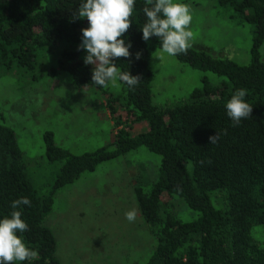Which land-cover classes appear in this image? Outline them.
Wrapping results in <instances>:
<instances>
[{"label": "trees", "instance_id": "trees-1", "mask_svg": "<svg viewBox=\"0 0 264 264\" xmlns=\"http://www.w3.org/2000/svg\"><path fill=\"white\" fill-rule=\"evenodd\" d=\"M218 1L241 23L253 26L250 61L239 65L189 47L173 55L179 63L223 80L170 107L152 102L154 75L147 43L160 46L155 36L142 39L146 0H135L130 27L123 35L131 44L130 55L113 61L118 70L138 77L136 86L118 82L120 89L113 94L109 86L92 83L95 65L84 64L81 49L61 53L58 71L67 74L74 87L104 96L116 130L115 149L72 155L46 133L47 161L59 166L48 195H40L32 185L16 134L0 123V217L21 212L28 228L19 235L38 252L31 264H60L54 238L43 225L56 192L102 162L141 148L160 158L157 176L135 182L133 190L138 211L156 241L146 264H264V61L259 52L264 42V0ZM78 7L79 0H0V73L12 63L31 69L45 44L79 45L88 21L74 18ZM240 89L246 91L252 112L234 125L225 105ZM140 123L146 124V131L132 136L131 128ZM216 133V142L210 143ZM212 196L220 197L223 206L214 207ZM20 197L31 204L12 209L11 202ZM180 206L193 211L195 219L182 218Z\"/></svg>", "mask_w": 264, "mask_h": 264}, {"label": "rangeland", "instance_id": "rangeland-1", "mask_svg": "<svg viewBox=\"0 0 264 264\" xmlns=\"http://www.w3.org/2000/svg\"><path fill=\"white\" fill-rule=\"evenodd\" d=\"M179 2L188 4L192 14L189 48L211 58L239 65L249 63L252 25L241 23L218 0ZM45 45L31 69L12 63L0 73V123L16 134L27 175L42 196L52 189L59 167L47 161L46 133H52L55 145L72 155L102 148L113 151L116 133L104 96L90 88L74 87L70 77L57 69L61 53L76 50L78 45ZM147 49L156 107L173 106L194 91L223 80L179 63L151 42ZM259 52L264 61V42ZM109 88L113 94L120 89L118 85ZM146 129V124L140 123L131 128L130 134L138 135ZM159 162L157 155L141 148L102 162L56 192L43 225L54 238L55 257L60 264H146L156 241L138 211L133 190L135 182L157 176ZM212 203L216 208L223 206L220 197L212 196ZM133 209L136 219L130 223L125 213ZM178 213L188 220L196 217L184 206Z\"/></svg>", "mask_w": 264, "mask_h": 264}, {"label": "clouds", "instance_id": "clouds-1", "mask_svg": "<svg viewBox=\"0 0 264 264\" xmlns=\"http://www.w3.org/2000/svg\"><path fill=\"white\" fill-rule=\"evenodd\" d=\"M134 5L135 0H79L74 18H86L88 26L81 30L78 50L86 52L83 59L85 65H95L91 80L98 87L117 86L118 82H122L132 88L139 82L138 77L118 70L113 62L115 58L130 55L131 44L126 42L123 35L130 27L129 18ZM143 12L146 17L140 29L143 40L157 37L161 52L169 56L188 49L193 36L188 27L192 20L188 4L179 0H146ZM139 55L137 53V58ZM245 97L244 89L237 90L225 105L226 114L234 125L247 119L252 112V106ZM217 136L216 133L209 137L210 143H215ZM30 204L27 197H20L11 202V208L18 209ZM21 215L20 211H12L10 216L0 217V264H23L25 261L31 264L38 257V252L26 246L19 235L28 228ZM125 218L130 223L134 222L135 210L127 211Z\"/></svg>", "mask_w": 264, "mask_h": 264}]
</instances>
